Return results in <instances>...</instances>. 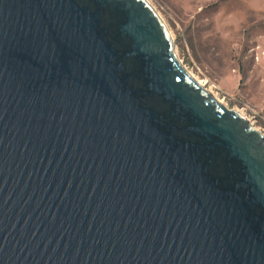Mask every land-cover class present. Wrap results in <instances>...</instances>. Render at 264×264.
Wrapping results in <instances>:
<instances>
[{
    "label": "water",
    "instance_id": "95a60500",
    "mask_svg": "<svg viewBox=\"0 0 264 264\" xmlns=\"http://www.w3.org/2000/svg\"><path fill=\"white\" fill-rule=\"evenodd\" d=\"M173 48L147 0H0V264H264V135Z\"/></svg>",
    "mask_w": 264,
    "mask_h": 264
},
{
    "label": "rangeland",
    "instance_id": "374dc122",
    "mask_svg": "<svg viewBox=\"0 0 264 264\" xmlns=\"http://www.w3.org/2000/svg\"><path fill=\"white\" fill-rule=\"evenodd\" d=\"M179 63L264 135V0H147Z\"/></svg>",
    "mask_w": 264,
    "mask_h": 264
},
{
    "label": "bare ground",
    "instance_id": "6f19581e",
    "mask_svg": "<svg viewBox=\"0 0 264 264\" xmlns=\"http://www.w3.org/2000/svg\"><path fill=\"white\" fill-rule=\"evenodd\" d=\"M163 19V18H162ZM163 21H165L164 19H163ZM181 65V64H180ZM181 67H182V69L189 75V77L193 80V81H195L197 84H199L202 88H204L205 89V87H206V84L202 81V80H200V78H198L195 74H193V73H191V72H189L185 67H183L182 65H181ZM211 96H212V98L217 102V103H219V104H222V102H221V100H219L213 93H212V91L211 90H209V89H205ZM223 105V104H222Z\"/></svg>",
    "mask_w": 264,
    "mask_h": 264
}]
</instances>
